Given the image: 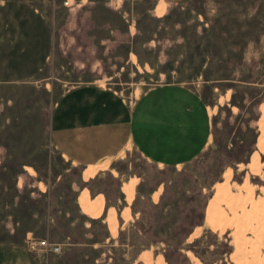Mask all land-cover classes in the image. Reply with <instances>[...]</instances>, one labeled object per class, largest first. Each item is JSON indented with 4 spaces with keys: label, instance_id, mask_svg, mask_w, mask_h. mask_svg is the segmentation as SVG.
Returning a JSON list of instances; mask_svg holds the SVG:
<instances>
[{
    "label": "rangeland",
    "instance_id": "1",
    "mask_svg": "<svg viewBox=\"0 0 264 264\" xmlns=\"http://www.w3.org/2000/svg\"><path fill=\"white\" fill-rule=\"evenodd\" d=\"M66 1L0 0V260L264 264V0ZM165 84L213 112L193 162L161 167L129 148L86 169L56 148L55 109L73 90L131 108ZM29 238L62 252L30 253Z\"/></svg>",
    "mask_w": 264,
    "mask_h": 264
},
{
    "label": "crops",
    "instance_id": "2",
    "mask_svg": "<svg viewBox=\"0 0 264 264\" xmlns=\"http://www.w3.org/2000/svg\"><path fill=\"white\" fill-rule=\"evenodd\" d=\"M157 1L163 4L182 0ZM52 134L62 156L86 169L109 165L129 148H135L157 166L178 167L198 159L208 148L213 136V112L197 90L180 84L153 88L131 108L101 88L80 87L56 107ZM256 198L264 200V186ZM207 220L206 213L205 225ZM207 230L213 231L211 226ZM230 243L233 256L234 239ZM0 264L31 262L26 253L13 250L3 256Z\"/></svg>",
    "mask_w": 264,
    "mask_h": 264
},
{
    "label": "built area",
    "instance_id": "3",
    "mask_svg": "<svg viewBox=\"0 0 264 264\" xmlns=\"http://www.w3.org/2000/svg\"><path fill=\"white\" fill-rule=\"evenodd\" d=\"M70 0H67L65 2V6H70ZM27 249L30 253H34L37 252L39 250H45L47 252L53 253V254H60L62 252L61 247L51 244L50 242H48L47 240H43V241H36L34 238H29L27 240Z\"/></svg>",
    "mask_w": 264,
    "mask_h": 264
},
{
    "label": "bare ground",
    "instance_id": "4",
    "mask_svg": "<svg viewBox=\"0 0 264 264\" xmlns=\"http://www.w3.org/2000/svg\"><path fill=\"white\" fill-rule=\"evenodd\" d=\"M254 165V164H253ZM254 167H256V165H254ZM256 169H257V167H256Z\"/></svg>",
    "mask_w": 264,
    "mask_h": 264
}]
</instances>
